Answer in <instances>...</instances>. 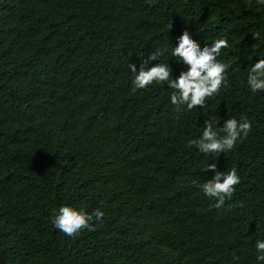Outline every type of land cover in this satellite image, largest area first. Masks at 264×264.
Wrapping results in <instances>:
<instances>
[{
  "label": "trees",
  "instance_id": "trees-1",
  "mask_svg": "<svg viewBox=\"0 0 264 264\" xmlns=\"http://www.w3.org/2000/svg\"><path fill=\"white\" fill-rule=\"evenodd\" d=\"M0 264H264V0H0Z\"/></svg>",
  "mask_w": 264,
  "mask_h": 264
}]
</instances>
